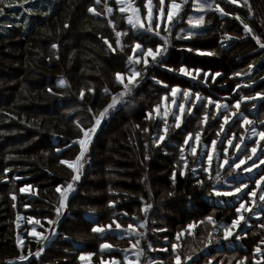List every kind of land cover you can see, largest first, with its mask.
I'll use <instances>...</instances> for the list:
<instances>
[{"label": "trees", "instance_id": "trees-1", "mask_svg": "<svg viewBox=\"0 0 264 264\" xmlns=\"http://www.w3.org/2000/svg\"><path fill=\"white\" fill-rule=\"evenodd\" d=\"M237 1L239 7L227 0H215L229 15L220 17L208 10L204 14L207 25L189 39L177 40L172 36L163 61L167 67L152 65L126 103L110 112L85 151L82 162L86 166L75 182L71 179L74 173L61 161H72L80 152L76 141L82 133L76 122L84 128L91 127L93 115L110 102L112 94L121 91L114 74L127 71V57L134 43L155 49L162 41L134 34L114 0H107L113 9L110 15L105 11V0L99 4L95 0H59L50 15L34 17L26 33L19 28L9 27L10 33H2L0 29V264H78L80 253L98 256L99 246L105 241L124 247L126 241L116 242L108 234L100 236L92 228L110 223L113 218H119L122 225L131 218L142 221L141 209L149 204V193L159 205L151 212L149 232L144 236L153 248L162 246L163 239L168 240L166 251L157 253L164 264H172L170 246L175 234L189 223L207 216L216 222H228L234 217L233 208H222L207 196L204 173L200 172L197 178L177 176L172 180L177 163L175 152H179L188 133L196 134L200 114L205 112L203 104L186 118L185 126L195 128L172 133L163 148L146 146L149 133L144 129L148 128L146 114L174 86L215 101L228 96L231 105L240 101L239 112L247 117L256 105V115L252 117L257 123L264 120V49L252 38L259 36L264 43V0H247V4L244 0ZM89 7L95 8L99 15L91 14ZM244 24L252 33H245ZM113 27L127 32L122 37L123 51L113 52L103 42L106 38L116 47ZM181 66L200 69L202 75L192 80L178 71L167 70ZM142 68L140 65L139 69ZM204 72L209 76L202 84ZM215 73L220 75L213 80ZM59 78L65 80L64 87L57 85ZM165 84L169 86L167 89ZM89 88L94 91L89 92ZM105 88L109 94L104 92ZM255 95H261L262 99L241 101V97ZM220 120L221 116L209 115L210 130L203 133L206 145L215 140ZM240 123L235 120L226 126L237 141L244 133ZM223 148L219 146L221 151ZM68 183L73 184V190L67 194V215L58 225L55 238L39 257L12 263L25 253L16 242L17 215L32 216L41 222L54 219L61 199L56 189H66ZM26 185L35 189V196L21 194L20 189ZM86 215L93 217L94 222L87 220ZM258 223L252 221L241 248L231 250V256L217 255L216 260L224 258L223 262L235 264L246 257L247 264H252L254 249L264 241V227H258ZM260 223L264 225V218ZM207 229L201 227L193 238L181 241L182 260L191 255L190 249L199 247L197 239L202 242ZM76 242L82 246L74 247ZM185 264L207 263L202 258Z\"/></svg>", "mask_w": 264, "mask_h": 264}, {"label": "crops", "instance_id": "crops-1", "mask_svg": "<svg viewBox=\"0 0 264 264\" xmlns=\"http://www.w3.org/2000/svg\"><path fill=\"white\" fill-rule=\"evenodd\" d=\"M192 1L193 0H187V3L182 4V8H181L180 13L178 14L177 17H174L173 22H171V26H175V29L170 35V43L172 42V36L174 37V39H177V40H186V39H189L191 37V35H193L195 32L200 31L202 28H204V26L207 25L206 22L204 21L199 27H195V28L194 27H188V25H190V24L187 21H188V17L190 16L189 14L191 12L190 10L192 7ZM170 2H171V0H165L166 5ZM176 2L181 3V0H176ZM202 2H203V0L199 1V3H202ZM133 3L136 7H138L140 9V14H141L142 18L146 17L148 10L143 7L145 0H133ZM152 4L154 6L153 7L154 15H158L159 14V0H152ZM233 5H235L237 7L240 6L239 3L233 4ZM117 10H118V12H120L119 11V5H117ZM165 11H166V9H165ZM211 11H215L214 6H213V9ZM215 12L220 17L224 16L222 13H219L217 11H215ZM107 14L110 15L111 13L110 14L107 13ZM121 14L125 15V23L134 32V34L140 33L141 36L155 37V38L159 39V37H157L153 34L147 33L144 30H133L131 28V26L127 23V16L129 15V13H121ZM204 14H205V12H204ZM165 21H166V16L163 20H161L162 28H163V23ZM145 24H147V20H145ZM186 28H187V30H186ZM189 33H191V35H189ZM117 49L120 50V48H117ZM168 49H169V47H168ZM130 55H132V51H131ZM126 64H127V62H126ZM139 66L140 65H137L136 67L139 68ZM178 74L182 75L179 72H178ZM200 75H202V72L200 73ZM182 76H184V75H182ZM216 77H218V76H216ZM188 78H190V77H188ZM61 80L64 81V84L60 83ZM204 80H205V78H204ZM56 83L60 87L65 86V80L62 78L57 79ZM139 86H140V83H138L136 85L135 89L138 88ZM120 88H121V86H120ZM170 93H171V89H170L168 95L162 96V98L158 104L159 105V115H157V112L154 111V109L157 105L152 109L151 112H148L146 114V117L149 116V114H151V118L146 119V121L148 123L147 129L149 130V131H147V133H149V137L147 138L146 146H149V147L154 146L156 148H163V146L165 144H167V140L172 135V133H176L177 131H183L180 128L181 126L179 128L175 127V119L171 115V113L172 112H176L177 114H180V113H179V109H178L177 105L173 104V97L171 96ZM190 93H191V91H190ZM191 98L195 99V96L191 95L190 99ZM261 99H262L261 95H256L253 98H248V99H244L241 101L242 102H249L252 100H256L258 102ZM175 100L177 101V103H185L186 109L189 108V106L191 108H193V105H191L188 101H185V99L183 97V91L182 90L177 93ZM224 100L226 101L225 98H224ZM200 103H201L200 101H197V105H199ZM219 103L224 104V102H219ZM165 106H168V110H169V115L167 117H164ZM213 109L215 110L217 117H219L218 114H219V112H221L220 110H222L224 108L217 109L215 107V105L213 104ZM256 109H257V106L255 105L249 110V112L251 114V116H249V117L245 116L243 113H240V114L236 113V115H233V113H232L233 111H230L231 113L228 116L229 117L228 122H227V124L226 123L224 124L225 127L228 124L230 125L233 121L238 120L241 122L240 124L243 125L241 127L243 128L244 133H243V135L240 136L239 141H237L236 139L233 140L232 135H230L229 139L232 140V144L230 145L227 141L226 147L223 148L224 149L223 151L218 150L219 146H220L219 140H215L216 144L214 146L212 145L213 140L210 142L209 145L203 144V142L201 140V138L203 137L202 132H200L201 136H200L199 141H196L195 136H193V135L191 137H189L188 136L189 133L185 136L186 138L189 139V144H188L189 146L188 145H187V147L183 146V149H184L183 150V156H184L185 160L187 161L188 167L187 168L184 167V161H182L179 157L182 164H181L180 168L174 170V172L176 173L175 179L177 176H179L182 179H186L187 178L186 175L189 173L191 174V176H189V178H197L198 174L200 172L204 173L206 176V181H207L206 186L208 187L207 196L209 198H211V200H215V199L218 200L220 202L219 204L222 208L226 207V206H224V202L225 201L228 202V206L230 208H233L232 210L234 213V217L228 222H226L224 220L216 222L214 220L215 225H216V226H214L212 223H209L207 221L206 218L209 217V216H207L202 220L189 223V224H194L193 228L189 229L187 227L189 225L188 224L183 229L179 230L175 234L174 241H173V243L179 244V247L176 250V253H173L172 248L170 246V249H171L172 254H173L172 264H174L175 255L179 254V248L181 247V241H183L186 237H192L193 238L195 236V233L197 232V230H199L201 227L206 226L208 228L207 229L208 232L205 236V239L202 242L199 239H197L199 242L198 243L199 247L197 249H193V251H192V249H190L191 255H189L184 260H182V264H185L186 262H188L190 260L199 261L202 258H204L206 260L207 264H209V262H210V264H229L227 262H223L224 258L219 259L217 261L216 260L217 255L221 254V255L231 256V250H233L235 248H241V241L245 238V232L251 227L252 221H258L259 223L257 225H258V227H261L262 224L260 223V220L264 218V201H261L259 199L261 189L257 187L255 181L258 180L261 176H264V164L261 163V161H264V139H261L258 136H253L251 130L253 127H255L258 132L264 131V120H262L261 122H258V123L254 120V118L252 116L256 115ZM109 114H110V112H109ZM187 114H188V112H185L184 114H182L181 125L186 121L187 117L193 116V112L189 113L188 116H187ZM205 117H204V119H205ZM243 117H247L248 120L251 121L252 123L251 124H245L243 121ZM165 120L167 121V125H168V132L166 135V139L164 141L160 142L159 145H155L153 143V141L158 139L159 134H161L163 128L165 127ZM104 121H106V120L103 119L102 123ZM158 124H161L159 129L157 128ZM262 125H263V127H262ZM98 128H97V130H98ZM150 132H152V133L150 134ZM156 132H157V134H156ZM241 137H243V139H241ZM93 138H94V135H93L91 141L89 142L87 148L89 147V145L93 141ZM257 141H259V143H257ZM236 144H240L239 149H237L235 147ZM190 146L196 147L197 151L195 154H192ZM253 148L256 149L255 153L252 152ZM180 149H181V147H179V151H180ZM225 149H227V151H225ZM209 151H211L213 153V160H212V165L210 168L211 179L208 178L209 177L208 173H205L202 171L203 167H208L207 153ZM180 154H181V151H180ZM216 154L218 157L217 161H216ZM220 154H221V157L219 158ZM248 157H251V159H248ZM252 157H253V159H252ZM189 158H190V160H189ZM74 160H72V161H74ZM225 160H227L228 163H225ZM240 160H244L245 164L240 165L239 168H236V169L232 168L230 170V168H231L230 164L239 163ZM253 161L256 162V167H252L251 171L245 172L244 168L250 167L252 165ZM81 163L83 164L82 160H81ZM65 165L67 166V164H65ZM220 165H223V167L221 168ZM85 166L86 165L83 164V167L80 169V172L82 171V169ZM181 170H183L185 172V174L183 176H181L179 174ZM217 171L220 172L221 178L219 180L216 179V172ZM237 178H238V180H237ZM240 184H246V185H248V188L242 189L240 193H234V195H231V196H217L215 194V192H217V191H219V192L234 191V189L236 187H238ZM261 187H264V181L261 182ZM22 188H26L27 190L24 192L20 191L21 194L28 195V196L29 195L35 196L36 191H35V189H32L31 186L26 185V186H23ZM64 190L65 189H61V191H64ZM253 190L256 191L255 196L247 195L248 192H251ZM66 201H67V198L65 200V204H66ZM242 201L246 204V207H250L251 211L244 212L243 210H241V213L243 214L245 219L242 220L240 222V224L235 229H232V235L229 236L227 239H225L224 227L230 226L232 223V220L237 218L238 214L236 213L235 209H236V207H239V204ZM226 202H225V205H226ZM25 209L27 210V209H29V207L27 206V207H25ZM66 215H67V207L65 206L61 210L59 217L57 216V213H56L55 218L51 219L52 221H55L54 224L49 225L47 223V221L49 219H44L41 222L44 225L43 228H41L39 225L36 226L37 231L42 232L45 236L48 237L47 240H44V241L40 242L39 244L37 242L36 237L28 235V233L32 229V225H30L28 223V217H32V216H26L25 217L23 214L17 215L16 221H15L16 222V229L18 230L17 235H19L23 241L22 245H18V244L17 245H18L19 249H21V250L24 249L25 253L23 255L26 256L27 259L26 260L17 259V260L11 261V262L12 263H16V262L22 263V262L28 261L29 259H31L33 257H36L35 255L29 256V250H31V252L33 254L36 253L38 248H42L44 251V249L48 246L50 241H52L55 238V236L57 234V227ZM18 217H19V219H18ZM85 217L90 222H94V220H95L90 215H86ZM32 218H33V220H36V218H34V217H32ZM113 220H115L116 223H119L122 226L121 229L115 228V224H112ZM109 224H112L111 230H106L104 233H98V234L100 236H104L107 234L109 236H113V237H115L116 242H119L121 240H123L124 242L126 241L125 246L121 247L119 244H114V243L105 241L101 244H104V243L110 244V245H112V248L105 249L102 251L100 249V246H99V250H98L99 255L98 256H95L94 253H92L93 255L89 256L88 255L89 252L80 253L78 255V258H77L78 264H111V262L113 260L119 261V264H125L124 258L126 256L130 260H134L136 258L135 252L137 251V249L132 248L131 244L135 243V240L138 238L141 240V243L138 247L144 249V254L140 257L138 264L140 262L145 263V264H150V262H151V264H164L163 260L159 259V255L157 253H161V252L166 251V248L168 245L167 239H163V241H161L162 246H159L157 248H153L152 244L146 240L144 235L141 237L140 234L142 233V228L139 227V225L141 224V221L138 220L137 218H131L130 222L127 223L126 225H122L120 223L119 218H113L110 223H107L105 225H109ZM129 224H132L135 228V232L132 233L131 235H129L128 232L125 231ZM17 225H19V227ZM97 226H103V225H97ZM53 232L55 234H52ZM178 233H183V235L181 236L179 241H177V239H176ZM237 234L240 235V239H236ZM130 241H131V243H130ZM16 242H17V237H16ZM149 244L151 245V250H149V248H148ZM81 246L82 245L79 242L74 243V247H81ZM257 247H259L261 249L260 252H256ZM257 247L254 249V257L252 259V264H264V243H262V241L259 242ZM82 254L85 257L84 259H80ZM189 258H191V259H189ZM241 260H243V264H247L246 259H244V258L236 261L235 264H238V262Z\"/></svg>", "mask_w": 264, "mask_h": 264}, {"label": "snow or ice", "instance_id": "snow-or-ice-1", "mask_svg": "<svg viewBox=\"0 0 264 264\" xmlns=\"http://www.w3.org/2000/svg\"><path fill=\"white\" fill-rule=\"evenodd\" d=\"M3 2H4V0H0V3H3ZM100 2H101V0H95L96 4H99ZM115 2L117 5H119V11L121 13H129V15L127 16V23L131 26V28L133 30H144L147 33L153 34V35L159 37V39H160V41H162V43H158L155 46V49H153L152 47L145 48L142 45V43H139V42L134 43L131 46L132 55H129L127 57V71L125 73L117 72L114 74V81L118 85L121 86V91L116 93V94H112L111 98H110V102L98 114L93 115L92 120H94V123L91 124V127L84 128L80 124V122H76L78 130L82 133V137H79L78 140L76 141L80 145V152L75 157L74 161H71V162L66 161V160L61 161V164H67L68 168H70L72 170V172L74 173V175L71 178L73 182L78 181L80 179V169L83 167V164L81 163L82 157L84 156L89 142L91 141L93 135L96 133L97 128L101 125L104 117L111 110H116L123 103H126V98L132 94L136 85L139 83V81L141 79H143L144 74L148 71V69L152 65H160L162 67H167L163 61H164L165 54L167 53V50H168V45L170 44V34L172 31L171 22H173L174 17L178 16V14L181 11L182 4L187 3V0H181V3H177L176 0H171V2L168 3L167 5L165 4V0H159V14L158 15H154V13H153V7L154 6L152 4V0H145L143 7L146 8L148 10V12H147L146 17H143V18L140 14V9L134 5L133 0H115ZM244 2H245V4H247V0H244ZM228 3L235 4V3H237V0H228ZM193 4H194V6L198 7V9L201 12L205 11L206 9L212 10L213 6H214L215 11L222 13L223 15H229L228 13L224 12V9H222L218 3H215V0H212L211 3H209L208 0H203V3H199V4L196 3V0H193ZM104 8H105L106 13L110 14L113 12L112 7L108 6L107 0H105ZM165 9H166V11H165ZM249 10H250V6H249ZM2 11H3V9H0V12H2ZM88 11L99 15V13H96L95 8H93V7H89ZM165 16H166V21L163 23V28H162L161 20H163L165 18ZM235 19L240 20V17L236 16ZM145 20H147V24H145ZM187 22L194 28L199 27L204 22V16L200 15L199 17H196V18L189 16ZM241 23H243V21H241ZM108 24L113 25V21L108 20ZM243 28H244L245 33H252V29L247 24H244ZM113 31L115 32V37H116V39H115L116 47L114 48L112 43H110L108 41V39H106V38L103 39V42L113 52H115L117 50V48H120V50L123 51L124 46L122 45V37L126 36L127 32L126 31H123V32L122 31H116L115 27H113ZM189 35H191V33H189ZM252 38L256 41V43L260 46L261 49H264V43L261 42V39L259 36L253 35ZM229 39H231V37H229ZM52 47L56 48V45L53 44ZM189 51H191V49H189ZM209 54H211V53H209ZM141 64L143 65L142 69H139L136 67L137 65H141ZM249 67H251V65ZM167 70L168 71H178L182 75H184L186 77H190L192 80H196L197 77L201 73L200 69H194L193 70V69H190L189 67H185V66H181L178 69L168 68ZM208 75L209 74L207 72L203 73V76L205 79H207ZM219 75H220V73H215L212 76V79L215 80L216 76H219ZM237 75H239V74H237ZM153 79L155 80V77ZM60 83L64 84V81L61 80ZM156 83L161 84L162 82L157 80ZM164 87L167 89L169 86L165 84ZM88 91L93 92L94 90L89 88ZM180 91H181V89H179L178 87H175V86L171 87V93L170 94L173 97V104L177 105V107L179 109V113H180V114H177L176 112L171 113V115L175 119V127H177V128H179L181 126L182 114H184L185 112L192 113L191 107L186 109L185 103H177V101L175 100L177 93ZM104 92L106 94H109V89L105 88ZM84 94H85L84 90L82 89L81 93H80L81 99L84 98ZM191 95L192 94L190 93L189 89H187V88L183 89V97H184L185 101H188L193 106L197 105V101L203 102V100L205 99L198 92L195 93V99H190ZM244 99H248V98L241 97V100H244ZM213 104L215 105V107L217 109L224 108L225 110H227V107H228L226 104H221L218 101H214L210 97L207 98V104H204V107L207 108L208 105H213ZM239 104H240V101H237L236 104L233 105V107L238 109ZM88 111L91 112L92 109L89 108ZM154 111H156L157 115H159V105H157L155 107ZM168 115H169L168 106H165L164 117H167ZM233 115H236V113H233ZM150 118H151V114H149V116L146 117V119H150ZM223 119H224V123H227L229 117L224 116ZM243 121L245 124H251L252 123L251 121L248 120L247 117H243ZM224 123H222L220 125L221 130L224 129ZM241 126H243V125H241ZM144 131L147 132L149 130L147 128H145ZM251 131H252L253 136H258L261 139H264V131L258 132L255 127H253ZM167 132H168V125H167V121L165 120V127L163 128L161 134H159L158 139L154 140L153 143L155 145H159L160 142H162L166 139ZM217 135L219 136V133H217ZM188 136L191 137L192 134L189 133ZM241 139H243V137H241ZM195 140L196 141L200 140V132H197L195 134ZM228 143L231 145L232 140L229 139ZM257 143H259V141H257ZM184 144L185 145L189 144L188 138H186L184 140ZM215 144H216V141L213 140L212 145L214 146ZM190 147H191L192 154H195L197 151L196 147H194V146H190ZM235 147L237 149H239L240 144H236ZM183 150H184L183 146H181L180 159L182 161H184V167L187 168L188 164H187V161L185 160V158L183 156ZM225 151H227V149H225ZM252 152L255 153L256 149L253 148ZM207 157H208V167H203L202 171L205 173H208L209 174L208 178L211 179L210 168L212 165L213 153L211 151H209L207 153ZM248 159H251V157H248ZM225 163H228V161L225 160ZM261 163L264 164V161H261ZM242 164H245L244 160H240L239 163H232V164H230V167L231 168H239L240 165H242ZM220 167L222 168L223 165H220ZM252 167H256L255 161L252 162V165L250 167H245L244 171L249 172V171H251ZM5 171H7V169ZM179 174L181 176H183L185 174V172L183 170H181ZM175 176H176V173L174 172L173 173V180H175ZM220 178H221L220 172L217 171L216 172V179L219 180ZM262 181H264V176H261L258 180L255 181V183H256L257 187L261 189L259 199L261 201H264V187H261ZM198 183L201 185L203 184L202 181H198ZM247 188H248V185L240 184L238 187H236L234 189V191H226V192L217 191V192H215V194L217 196H231V195H234V193H240L242 189H247ZM72 189H73L72 183H68L67 188L64 191H61V189L59 187L56 189V191L60 192V194H61V199L59 201V207H57L55 209L58 217L61 213V210L66 206L65 200L67 198V194L69 192H71ZM26 190H27L26 188L20 189L21 192H24ZM169 195H171V193H169ZM247 195L255 196L256 191L253 190L251 192H248ZM13 199H15L14 196H13ZM110 206H113V202H110ZM25 207H27V205H25ZM151 207H152L151 204H145V206L141 209V211L147 212L148 209H150ZM241 210H243L244 212L251 211L250 207H246V204L243 201L239 204V207H236L235 211L238 214L237 218L232 220V223L230 226L224 227L225 239H227L229 236H231L232 235V229H235L240 224V222L245 219V217L241 213ZM125 215H127V214L125 213ZM18 219H19V217H18ZM206 219L209 223H212L214 226H216L213 217L209 216ZM28 223L30 225H32V229L28 233V235L36 237L38 244L40 242L48 239V237L45 236L42 232L36 230L37 225H39L41 228L44 227V225L41 223V221L39 219L33 220L32 217H28ZM47 223L49 225H52L55 223V221L48 220ZM112 224H115L116 229H121V227H122L119 223H116L115 220L112 221ZM112 224L93 227L92 232L93 233H104L106 230L112 229ZM17 226L19 227V225H17ZM139 227L143 228V227H145V224L141 223L139 225ZM187 227L189 229H191L194 227V224H189ZM261 227H264V225H261ZM156 230L157 229H153V231H156ZM158 230L164 231V229H158ZM125 231H127L128 234L131 235L132 233L135 232V228L132 224H129ZM52 234H55V233L53 232ZM140 235L142 237L144 234L141 233ZM182 235H183V233L177 234V237H176L177 241L180 240ZM236 239H240L239 234H237ZM22 243H23V241H22L21 237L19 235H17V244L22 245ZM130 243H131V241H130ZM140 243H141V240L138 238L135 240V243L131 244L132 248L137 249V251L135 252L136 258L134 260H130L126 256L124 258L125 264H138L140 257L144 254V249L138 247L140 245ZM262 243H264V241H262ZM178 247H179L178 243H172L171 244V248H172L173 253H176V250L178 249ZM110 248H112V245L107 244V243L100 245V249L102 251L105 249H110ZM148 248H149V250H151L150 244L148 245ZM42 251H43L42 248H38L36 253L33 254L31 252V250H29V256L35 255L36 257H39V255ZM260 251H261V249L259 247H257L256 252H260ZM88 255L91 256L93 254L89 253ZM84 258L85 257L82 254L80 259H84ZM19 259L20 260H26L27 257L24 255H21L19 257ZM189 259H191V258H189ZM244 259H246V257ZM111 264H119V261L113 260L111 262ZM150 264H151V262H150ZM174 264H182V259H181V256L179 254L175 255ZM209 264H210V262H209ZM238 264H243V260L239 261Z\"/></svg>", "mask_w": 264, "mask_h": 264}, {"label": "rangeland", "instance_id": "rangeland-1", "mask_svg": "<svg viewBox=\"0 0 264 264\" xmlns=\"http://www.w3.org/2000/svg\"><path fill=\"white\" fill-rule=\"evenodd\" d=\"M58 1L59 0H4L3 3H0V9H3V11L0 12V29H1V31H3L2 33H10L11 30L9 29V27L12 28V30L14 28H19L23 32L26 33L28 31L30 25H31V20L34 17H36V16L47 17L48 15H50V13L54 10L55 2H58ZM199 1L200 0H196V3L199 4ZM208 2L211 3L212 0H208ZM227 2H228V0H227ZM238 3H239V1H237V3H235V4H238ZM16 9H18V10L16 11ZM190 11L191 12H190L189 15L194 17V18H196V17H199L200 15L204 16V12H206L207 9L205 11L201 12L198 9V7L194 6L193 1H192V7H191ZM91 14H95V13L91 12ZM3 25H4V27H3ZM188 27H192V26L188 25ZM186 30H187V28H186ZM169 46H170V44L168 45V47ZM205 80H202L201 83L205 84ZM210 84L213 85L212 81H210ZM193 96H195V94ZM205 98H208V97H205ZM224 98L226 99V101L224 99L221 100V101H218V102H224V104H226L228 106L227 110L222 109V110H220L221 112H219V114H218V116H221V120H220L221 124L224 123V120H223L224 116H229V114L231 113L230 111H233L232 113H237V114L242 113V112H239V108L237 109V108L233 107V105H235L237 101L234 102L231 105V104L228 103L229 97L225 96ZM191 99H193V98H191ZM212 100H214V99H212ZM201 104H203V107H204V104H207V99L205 100V102H201L199 105H201ZM196 107H198V105L193 106L192 112H194ZM204 109H205V112L203 114H200V117H201L200 123H199L200 126H197L195 133L202 132V134L203 133L205 134V131L210 130V126H208V122H209L208 121V117H209V115H211L214 118H218L217 115H216L215 110L213 109V105H208V107L207 108L204 107ZM110 112H112V110ZM188 115H189V113L187 114V116ZM109 117H110V114L108 113L104 117V119L107 120ZM204 117H205V119H204ZM185 124H187L186 121L180 127L182 130L186 129V128H187V130H188V128L189 129H194L195 128V127H187V125L185 126ZM234 132H232V133H234ZM217 133H219V136L217 135ZM229 134L230 133L227 132L225 125H224V129L223 130H221V128L219 127V129L216 130L215 140H219V144L225 148L226 144H227V141H228V139L230 137ZM235 138H236V136L234 134H232V139L234 140ZM185 139H186V137L183 139V142H182L181 146H186L187 147V145L184 144V140ZM201 140H202L203 144L206 145V143L203 141V137L201 138ZM218 150L221 151L220 149H218ZM175 153H176V157L175 158H176V161H177V163L175 165V169H178V168L181 167V164H182V162L179 159L181 154H180V151L179 152H175ZM220 157H221V154L219 155V158ZM217 159H218V157H217V154H216V161H217ZM252 159H253V157H252ZM189 160H190V158H189ZM234 169H236V168H234ZM186 176H187V178H189V176H191V174L189 173ZM172 180H173V176H172ZM237 180H238V178H237ZM212 202L214 204L220 206V204H219L220 202L218 200L215 199V200H212ZM225 202H224V206H226L227 208H230L228 206V202H226V205H225Z\"/></svg>", "mask_w": 264, "mask_h": 264}, {"label": "water", "instance_id": "water-1", "mask_svg": "<svg viewBox=\"0 0 264 264\" xmlns=\"http://www.w3.org/2000/svg\"><path fill=\"white\" fill-rule=\"evenodd\" d=\"M171 33L174 31L175 29V26H171ZM171 35V34H170ZM149 204L152 205V207L150 209H148L147 212H144L143 214V219L141 221V223H144L145 224V227L142 228V233L144 235H147L148 232H149V219H150V215H151V212L152 210L157 207L159 204H157L155 201H154V197L151 193H149ZM162 205V204H161ZM139 264H145V263H142L140 262Z\"/></svg>", "mask_w": 264, "mask_h": 264}]
</instances>
